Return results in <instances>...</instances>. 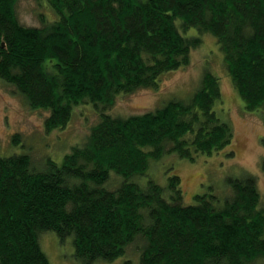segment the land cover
<instances>
[{
    "label": "trees",
    "instance_id": "16d2710c",
    "mask_svg": "<svg viewBox=\"0 0 264 264\" xmlns=\"http://www.w3.org/2000/svg\"><path fill=\"white\" fill-rule=\"evenodd\" d=\"M17 2L0 0V79L48 113L46 132L64 129L85 102L99 119L61 164L47 158L36 169L28 154L0 155V264H50L38 242L44 232L71 238L81 264L112 262L137 238L140 264L264 262L255 177L228 178L223 203L209 192L190 205L176 175L164 187L134 180L165 154L194 161L229 149L233 157V129L214 110V74L205 71L187 101L124 118L106 113L117 96L156 89L165 73L189 65L206 34L244 110L260 111L264 0H46L56 17L40 27L19 22ZM20 139L14 134L13 145ZM112 173L121 182L107 189Z\"/></svg>",
    "mask_w": 264,
    "mask_h": 264
},
{
    "label": "rangeland",
    "instance_id": "374dc122",
    "mask_svg": "<svg viewBox=\"0 0 264 264\" xmlns=\"http://www.w3.org/2000/svg\"><path fill=\"white\" fill-rule=\"evenodd\" d=\"M16 15L19 22L27 27H40L43 21L51 22L56 17L46 0H18ZM196 33L195 29H191L186 36ZM201 39V46L191 52L189 65L165 73L156 89H139L129 95L117 96L106 113L124 118L155 110L171 99L187 101L198 89L203 73L211 72L219 79L221 88V101H217L214 110L233 129V157L227 156L229 149L211 156L199 154L194 161L180 158L174 153L165 154L159 161L149 159L144 176L134 180L142 181L140 185L144 187L146 181L151 179L164 187L169 176L176 175L180 178L183 203L190 205L194 203L195 195L209 192L223 203L230 194L227 179L250 175L256 178L260 205L264 209V107L253 113L244 110L215 38L206 34ZM47 114L28 107L16 89L0 79V155L28 154L36 169L41 168L47 158L61 164L64 155L72 147L83 143L90 128L99 119V113L85 102L75 107L64 129L46 132L44 121ZM14 134L21 136L17 145L12 143ZM120 182L121 179L112 173L105 187L114 189ZM38 242L50 264H81L74 257L71 238L61 242L55 233L44 232L39 235ZM141 244L143 241L137 238L126 248L123 256L112 262L97 261L93 264H140L138 247Z\"/></svg>",
    "mask_w": 264,
    "mask_h": 264
}]
</instances>
